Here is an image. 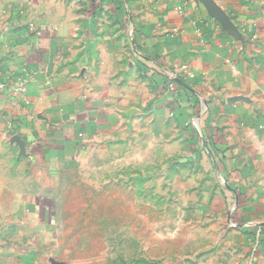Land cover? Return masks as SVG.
Masks as SVG:
<instances>
[{"label":"crops","instance_id":"obj_1","mask_svg":"<svg viewBox=\"0 0 264 264\" xmlns=\"http://www.w3.org/2000/svg\"><path fill=\"white\" fill-rule=\"evenodd\" d=\"M31 2L0 0V5ZM81 2L84 10L74 18L87 29L77 31L75 24L55 34L38 27L37 20L35 31L29 29L30 45L15 39L25 50L16 62L9 41L1 42L6 33L0 32V82L17 67L27 71L25 101L5 97L7 92L0 97L13 126L0 131V146L17 152L12 137L25 145L31 164L60 166L64 151L83 145L74 130L104 122L103 108L115 96L114 59L121 60L123 73L130 68L128 55L122 60L129 37L136 65L149 72L172 119L180 126L191 121L206 146L218 150L222 178L234 197L231 230L250 246V264H264V0H122L127 15L116 9L121 0ZM6 16L0 29L15 26V17ZM183 65L194 79L186 77ZM49 177L41 172L31 180ZM31 199L38 197L0 188V264L42 263L41 244L9 238L10 230L23 231L30 223L23 216L25 205L34 209L26 203Z\"/></svg>","mask_w":264,"mask_h":264},{"label":"rangeland","instance_id":"obj_2","mask_svg":"<svg viewBox=\"0 0 264 264\" xmlns=\"http://www.w3.org/2000/svg\"><path fill=\"white\" fill-rule=\"evenodd\" d=\"M82 4L32 0L0 5V21L12 15L16 22L0 29L6 33L1 42L9 41L15 62L21 60L25 50L15 39L30 45L37 20L38 27L55 34L75 24L77 31L87 29L74 18L84 10ZM126 38L122 60L128 55L130 68L123 73L121 60L114 59L115 96L102 105L104 122L87 125L81 133L74 130L83 145L61 153L60 166L31 164L25 145L12 137L17 152L0 146L1 190L38 197L26 201L34 205L24 207L30 223L23 231L10 230V240L41 244V264H250V246L231 230L234 197L222 178L218 150L206 146L191 121L180 126L172 119L149 72L136 65V46ZM13 73L0 97L7 92L5 97L25 101L26 89L20 93L17 87L27 71L17 67ZM6 112L0 103L3 134L13 127ZM41 172L48 180H31Z\"/></svg>","mask_w":264,"mask_h":264},{"label":"built area","instance_id":"obj_3","mask_svg":"<svg viewBox=\"0 0 264 264\" xmlns=\"http://www.w3.org/2000/svg\"><path fill=\"white\" fill-rule=\"evenodd\" d=\"M181 70L183 71V73H185L186 77H188L189 79H194L195 78L194 73H192L191 71H189L186 66L183 65L181 67ZM180 83H182V82L180 81ZM5 85H6V83L0 82V88H3ZM181 85L186 86L183 83ZM169 87H170V90H173V88H174L173 87V82L172 83H169ZM25 89H26V80L22 81L19 84V86L17 87V91L20 92V93H24ZM170 116L173 117L174 116V113L171 112L170 113Z\"/></svg>","mask_w":264,"mask_h":264},{"label":"trees","instance_id":"obj_4","mask_svg":"<svg viewBox=\"0 0 264 264\" xmlns=\"http://www.w3.org/2000/svg\"><path fill=\"white\" fill-rule=\"evenodd\" d=\"M116 9H117L119 12H121V13H125V14L127 15L126 10H125V7H124V3L122 2V0H121V5H118V7H116Z\"/></svg>","mask_w":264,"mask_h":264},{"label":"water","instance_id":"obj_5","mask_svg":"<svg viewBox=\"0 0 264 264\" xmlns=\"http://www.w3.org/2000/svg\"><path fill=\"white\" fill-rule=\"evenodd\" d=\"M198 1H201L203 3H209L210 2V0H198Z\"/></svg>","mask_w":264,"mask_h":264}]
</instances>
